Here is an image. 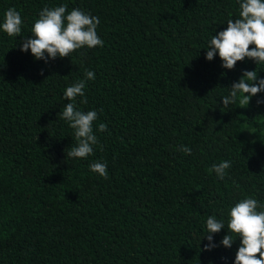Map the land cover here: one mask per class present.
Instances as JSON below:
<instances>
[{"label":"trees","instance_id":"1","mask_svg":"<svg viewBox=\"0 0 264 264\" xmlns=\"http://www.w3.org/2000/svg\"><path fill=\"white\" fill-rule=\"evenodd\" d=\"M241 2L0 0V24L9 8L22 18L19 36L0 28V264H234L240 238L220 245L230 208L264 205V92L243 107L222 98L245 70L264 79V63L205 57ZM62 5L98 17L103 46L47 63L21 51L40 11ZM85 70L95 79L74 103L97 112L98 144L68 158L74 130L59 114ZM97 161L107 179L90 170ZM213 215L225 228L202 250Z\"/></svg>","mask_w":264,"mask_h":264},{"label":"clouds","instance_id":"2","mask_svg":"<svg viewBox=\"0 0 264 264\" xmlns=\"http://www.w3.org/2000/svg\"><path fill=\"white\" fill-rule=\"evenodd\" d=\"M239 19H229L227 27L213 35L206 49V59L211 61L215 55H219L222 67L233 69L238 61L245 58L256 63H264V0H242L240 3ZM98 17L90 16L80 9L67 11V5L52 8L45 7L39 13L31 29V38L25 39L21 51L29 49L37 60L68 57L74 51L87 46L94 48L103 46V40L97 35ZM22 18L14 7L9 8L4 15V21L0 28L8 36H19L21 33ZM254 45V47H251ZM47 54V56L45 55ZM43 74V73H41ZM85 79L77 80L68 86L64 92V98L69 101L63 106L59 118L66 120L74 130L76 146L66 153L68 158H87L93 153V145L98 144L97 136L93 131V122L97 120V112L89 110L83 112L77 110L74 101L84 97L81 103L86 104L84 89L86 80H94L95 73L85 70ZM230 95L222 98L223 105L227 108L235 103L238 94L240 104L248 105L251 98L260 92H264V79H257V72L245 70L238 82L230 87ZM248 94V95H245ZM257 104H264V100H257ZM98 131H107V125L100 123ZM179 151L191 154V149L181 145ZM90 170L107 179V165L103 162H94L89 165ZM231 167L229 161H223L212 166V171L219 179H224L226 169ZM264 208L254 198H245L230 208L228 213L226 234L220 241V245L231 248L235 238H240V246L235 255L234 264H264ZM225 228L222 219L218 220L214 215L206 221L207 234L203 237L209 241L202 250H211L218 245L212 243L213 234L219 233Z\"/></svg>","mask_w":264,"mask_h":264}]
</instances>
